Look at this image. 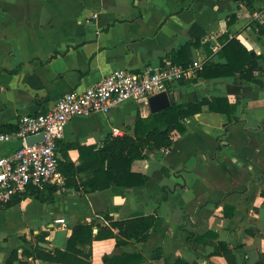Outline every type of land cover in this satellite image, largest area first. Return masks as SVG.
Returning a JSON list of instances; mask_svg holds the SVG:
<instances>
[{
    "label": "crops",
    "instance_id": "0c3cea01",
    "mask_svg": "<svg viewBox=\"0 0 264 264\" xmlns=\"http://www.w3.org/2000/svg\"><path fill=\"white\" fill-rule=\"evenodd\" d=\"M246 1L0 0V133L113 69L140 73L171 63V51L196 39L188 73L168 85L171 101L226 96L230 105L229 114L203 106L183 120L184 133L174 131L169 148L135 160L132 170L147 175L143 186L60 191L46 184L27 187L18 201L23 192L13 195L0 204V264L13 249L18 259L11 264H54L22 250L32 251L37 237L47 250L64 249L76 223L143 215L157 222L144 241L118 247L115 238L94 240L91 264L122 251H139L152 264H264V74L195 79L204 62L225 61L217 52L226 31L264 56V0ZM149 113L148 104L124 101L107 113L72 117L58 142L60 162L80 165L77 144L100 146L114 128L132 134L137 115ZM19 143L0 141V156ZM87 176L76 174V181ZM30 187L37 192L29 194Z\"/></svg>",
    "mask_w": 264,
    "mask_h": 264
},
{
    "label": "trees",
    "instance_id": "16d2710c",
    "mask_svg": "<svg viewBox=\"0 0 264 264\" xmlns=\"http://www.w3.org/2000/svg\"><path fill=\"white\" fill-rule=\"evenodd\" d=\"M234 18L235 15H231L227 24L229 25ZM218 41L221 46L217 54L223 57L225 61L204 62L200 68H195V79L228 77L234 73H239L241 78L250 80L258 71L264 74L263 55L246 48L239 39L230 36L228 31L219 36ZM197 45H199L198 39L188 41L171 51L169 54L171 64L183 68L190 67L192 64L190 48ZM205 48L208 55L213 54L208 44H205ZM261 63H263V68L258 70ZM203 106H207L208 110L214 112L229 114L230 111L226 96L210 98L205 96L195 102L178 103L172 100L171 104L161 111L149 113L146 117L137 115L132 134L125 132L121 135H112L110 133L103 139L100 146L77 144L81 164L60 162L62 165H60V170L65 177L66 187H75L82 191H95L110 186L124 188L143 186L147 180V175L133 171L132 163L135 160L147 158L158 149L169 148L173 143L174 131L184 133L186 125L183 120L200 112ZM81 172H87L88 176L77 182L76 174ZM29 189V194H34L38 190L37 187H30ZM25 195L27 193L23 192L16 196L15 201ZM156 223L152 215L110 220L107 225L80 222L71 228L64 249L47 250L36 242L32 251L23 249L22 254L28 258L41 259L54 264H91L92 242L94 240L115 238L118 247L128 244L131 239L144 241L149 230L154 228ZM94 226L97 227L96 232L93 231ZM189 239H191L190 236H188ZM37 241H44V238L37 237ZM17 255V249H13L7 264L17 260ZM173 262L174 264H184L180 259H175ZM19 263L27 264V261L19 260ZM102 264L152 263L146 261V257L139 251H122L104 255Z\"/></svg>",
    "mask_w": 264,
    "mask_h": 264
},
{
    "label": "built area",
    "instance_id": "2783aa9c",
    "mask_svg": "<svg viewBox=\"0 0 264 264\" xmlns=\"http://www.w3.org/2000/svg\"><path fill=\"white\" fill-rule=\"evenodd\" d=\"M189 68L171 63L140 73L116 68L82 91L62 94L44 112L19 116L14 131L0 133V141L14 137L20 142L13 152L0 156V204L29 186L49 184L60 191L67 189L59 170L58 142L72 117L107 113L124 101L148 104L150 95L167 91L168 85L183 78ZM119 132L118 128L112 129V135ZM40 133L41 141L26 143L28 136ZM54 222L64 224V219L57 217Z\"/></svg>",
    "mask_w": 264,
    "mask_h": 264
},
{
    "label": "water",
    "instance_id": "95a60500",
    "mask_svg": "<svg viewBox=\"0 0 264 264\" xmlns=\"http://www.w3.org/2000/svg\"><path fill=\"white\" fill-rule=\"evenodd\" d=\"M170 104H171V99L168 94V91L166 90L152 94L148 97V107L151 113L161 111L167 108ZM42 138H43V134L40 133V134L28 136L25 141L27 144L30 145L41 141ZM94 231H96L95 228ZM132 240L134 241V239ZM38 245H40L45 249H51L50 245L42 241H39Z\"/></svg>",
    "mask_w": 264,
    "mask_h": 264
}]
</instances>
